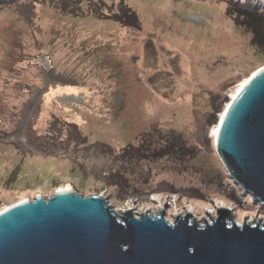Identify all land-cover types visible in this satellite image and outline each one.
<instances>
[{
    "label": "rangeland",
    "instance_id": "1",
    "mask_svg": "<svg viewBox=\"0 0 264 264\" xmlns=\"http://www.w3.org/2000/svg\"><path fill=\"white\" fill-rule=\"evenodd\" d=\"M229 1L62 0L56 12L36 0H0V212L65 188L102 196L121 216L163 209L173 224L189 213L204 225L225 207L236 222L264 225L251 203L239 208L205 185L206 176L235 183L209 113L264 67L252 28L235 21L232 6L227 12ZM124 8L138 21L110 19ZM177 137L194 148L193 160L122 153L146 138L160 148ZM117 170L137 196H121L105 178ZM174 180L177 192L165 191ZM194 191L206 197L187 194Z\"/></svg>",
    "mask_w": 264,
    "mask_h": 264
},
{
    "label": "water",
    "instance_id": "2",
    "mask_svg": "<svg viewBox=\"0 0 264 264\" xmlns=\"http://www.w3.org/2000/svg\"><path fill=\"white\" fill-rule=\"evenodd\" d=\"M215 146L231 179L264 206V67L231 98ZM0 264H264V225H239L225 207L204 225L189 213L172 224L163 209L121 216L102 196L56 193L0 212Z\"/></svg>",
    "mask_w": 264,
    "mask_h": 264
},
{
    "label": "trees",
    "instance_id": "3",
    "mask_svg": "<svg viewBox=\"0 0 264 264\" xmlns=\"http://www.w3.org/2000/svg\"><path fill=\"white\" fill-rule=\"evenodd\" d=\"M61 1L62 0H36L35 4H38L43 8L47 5L51 6V8H55V5H57V7L54 9L57 12L58 9H62V6H60ZM230 6L235 8L236 12L238 13V15L235 17V21H237L238 19H242L243 24L248 25L252 28L254 32L253 41L255 42V45L259 50L264 51V29L263 25H261V23L264 22V0H230L228 7L226 8L227 12L232 9ZM110 19H114L117 22L123 19L124 24H126V22L129 23L130 20L135 22L138 21L136 12L132 11L130 8H124L122 14L118 13L112 15L110 16ZM223 95L224 96H219L216 99L215 106H213L212 111L208 115L209 126H216L219 124L221 115L231 101L230 95H227L226 93ZM7 119L9 120V117ZM80 137L83 136H77V138ZM181 139L177 137L173 139L172 142L166 143L165 146L155 148L153 146L154 143L152 144V142L149 141V138H146V140H144L138 147L127 145L126 147H124L122 153L123 155H126V157L132 155L133 160L135 161L148 160L157 162L158 160H161L165 157L171 158L173 156L172 159H175L178 161V163L183 164L187 163L189 160H193L195 157V152L194 148H191V146H189L187 142ZM79 167L81 166L79 165ZM183 168L185 169L186 167ZM122 172L123 170L114 171L113 173H109L105 178L107 180H114L112 181V183L117 188V192L120 193L121 196L126 194H128V198H131V196L133 195L137 196V187L135 188L134 185L131 186L128 182V178L123 175ZM206 179L207 181L205 185H209L208 188H215V192H219L223 195L225 194L229 201L234 202L239 208H244L245 206H248L249 203H251V205L256 207L257 212L264 214V206L255 203L253 198L250 195L246 194L244 190L235 183H232L229 180L224 181L219 176H216V180L219 179V181L217 180V183L213 182L216 181L214 178H207L206 176ZM212 184H215V186L213 187ZM176 185H180V183L176 182V180H174L172 183L163 182L162 184L165 191L172 193L177 192ZM181 193L183 192L181 191ZM187 194L189 196L200 195L201 197H206V194H203L202 191L188 192Z\"/></svg>",
    "mask_w": 264,
    "mask_h": 264
},
{
    "label": "bare ground",
    "instance_id": "4",
    "mask_svg": "<svg viewBox=\"0 0 264 264\" xmlns=\"http://www.w3.org/2000/svg\"><path fill=\"white\" fill-rule=\"evenodd\" d=\"M125 33L126 32H123V35H125ZM62 53V52H61ZM60 54V53H59ZM64 56V55H63ZM62 55H58L57 56V59L60 61V62H62V57H63ZM260 69V68H259ZM258 69V70H259ZM257 70V71H258ZM257 71H255L254 73H256ZM249 79V78H248ZM248 79H246L241 85H239L238 86V88H237V90H236V92L234 93V94H232V99L236 96V94H237V92H239L242 88H243V86L248 82ZM149 109L147 108V112L148 113H150V114H152L153 113V111L155 110V103L153 104V103H151V104H149ZM157 106V105H156ZM158 107V106H157ZM8 123H9V120L7 121ZM217 133H218V125H216L215 126V128H214V131H213V139H214V141H215V139H216V137H217ZM68 192H74L72 189L70 190V189H60L59 191H58V193L57 194H65V193H68ZM39 197H43L42 195H40ZM25 200H28V201H30L29 199H25ZM221 206H224V205H221ZM2 212V211H1ZM239 225H242V223L241 222H237ZM172 224H173V222H172Z\"/></svg>",
    "mask_w": 264,
    "mask_h": 264
}]
</instances>
